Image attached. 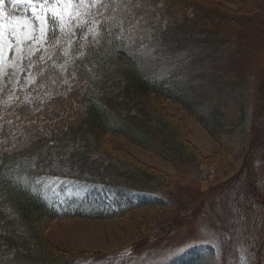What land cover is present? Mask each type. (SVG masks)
Returning a JSON list of instances; mask_svg holds the SVG:
<instances>
[{
    "label": "trees",
    "instance_id": "16d2710c",
    "mask_svg": "<svg viewBox=\"0 0 264 264\" xmlns=\"http://www.w3.org/2000/svg\"><path fill=\"white\" fill-rule=\"evenodd\" d=\"M223 1L239 6L250 3L100 0L91 12L92 21L77 24L69 40H63L57 18L48 16L47 43L56 51L36 66V81L59 87L60 96H53L50 104H65L68 113L47 130L24 118L29 134L24 147L0 142V264L87 263L88 256L75 262L53 247L45 235L52 220L117 219L138 207L162 203L159 196L148 195L161 191L168 178L107 150L108 134L163 156L182 173L194 169L199 175L210 167V158L185 139L181 121L166 112L165 100L181 104L197 118L223 153L233 148L226 127L229 117L243 135L242 142H247L251 123L247 85L230 63L245 46L243 29L253 15L243 8L231 9ZM93 20L95 31L90 29ZM65 81L69 86L63 93L60 86ZM33 107V101L19 95L9 110L15 117L26 112L33 117ZM23 173L31 178L48 174L74 178L107 191L114 203L97 201L98 194L93 193L86 196V203L95 202L89 209L79 205L61 210L22 180ZM253 185L251 194L263 207V194ZM170 210L168 206L163 218ZM239 218L231 234L242 248L244 264H264V255L259 254L264 234L258 233L257 219L243 227ZM216 254L210 247L190 254L182 264H217ZM98 257L100 262L102 256Z\"/></svg>",
    "mask_w": 264,
    "mask_h": 264
},
{
    "label": "rangeland",
    "instance_id": "374dc122",
    "mask_svg": "<svg viewBox=\"0 0 264 264\" xmlns=\"http://www.w3.org/2000/svg\"><path fill=\"white\" fill-rule=\"evenodd\" d=\"M99 2L4 0L0 3V142L9 147H24L29 139L24 118L29 117L36 128L47 130L68 113L65 104H50L53 96H60L59 87L36 81V66L56 51L47 43L48 16L57 18L63 40H69L77 24L92 21L91 12ZM223 2L231 9L243 8L253 15L243 29L245 46L233 55L230 63L247 85L246 102L251 111L247 142H242L243 135L233 127L229 117L226 127L231 130L229 144L233 148L230 153H223L204 125L170 99L164 101L166 112L181 121L185 139L212 162L199 175L194 169H185L182 173L163 156L124 137L108 134L104 139L107 150L168 178V184L161 191L148 195L159 196L162 203L138 207L117 219L52 220L45 235L62 257L75 262L90 257L87 263L77 264H88L98 256H102L100 262L98 257L89 264H182L190 254L213 247L217 250V264H244L242 248L231 234L237 215L243 227L251 226L256 218L260 228L257 232L264 234V206L251 194L255 183L264 197V0H249L248 5L240 6ZM96 27L97 22L93 20L90 29L95 31ZM68 83L59 85L61 92L68 88ZM19 95L33 101V117L27 112L18 114L23 117L12 116L9 105ZM21 178L61 210L79 205L89 209L95 202L89 204L85 200L93 193L98 194L94 196L97 201L114 203L107 191L90 188L74 178L54 174L31 178L25 173ZM168 206L171 210L163 218ZM159 218L160 224L148 233ZM251 239L255 245L254 237ZM259 254L264 255V248Z\"/></svg>",
    "mask_w": 264,
    "mask_h": 264
},
{
    "label": "snow or ice",
    "instance_id": "6c2138e0",
    "mask_svg": "<svg viewBox=\"0 0 264 264\" xmlns=\"http://www.w3.org/2000/svg\"><path fill=\"white\" fill-rule=\"evenodd\" d=\"M4 2V0H0V3H3Z\"/></svg>",
    "mask_w": 264,
    "mask_h": 264
}]
</instances>
